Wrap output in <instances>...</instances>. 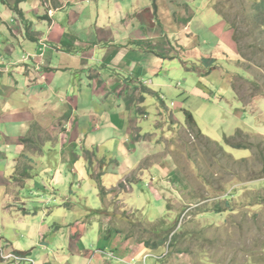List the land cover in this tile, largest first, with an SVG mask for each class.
<instances>
[{
    "label": "rangeland",
    "instance_id": "obj_1",
    "mask_svg": "<svg viewBox=\"0 0 264 264\" xmlns=\"http://www.w3.org/2000/svg\"><path fill=\"white\" fill-rule=\"evenodd\" d=\"M202 1L191 2L194 11L197 12ZM6 2L16 4L17 0ZM255 2L226 0L222 5L233 24L238 25L239 33L246 35V47L258 45L264 50V37L255 41L259 30L252 31L256 24L250 17V8ZM197 14L202 15L200 11ZM185 38L181 40L184 49L181 47L180 56L174 63H167L162 95L151 88L154 94L148 95L142 105L148 117H140L142 126L152 133L144 135V139L150 143L148 148L160 154L142 163V171L147 170L142 182L129 187L127 181L137 180L143 173L141 169L124 179L127 193L120 201L114 193L103 203L99 189L90 186L89 175L85 182L70 178V163L62 162L59 146L52 154L45 147V156L39 159L38 167L34 162L31 167H25L29 163L18 161L23 165L24 175L18 176L17 181L8 178L4 182L0 178V217L11 219L12 225L17 223L19 232L29 240L24 244L14 237V246L24 249L31 241L37 244L35 233L41 232L42 224L47 226L46 240L50 247L34 245L37 246L32 257L34 264H193L192 257L201 264L205 256L209 257L205 264H211L209 261L264 264V53L255 56L247 52V61L251 60L253 66L244 63L235 54L227 30L223 35L220 32L219 43L209 34L201 37L197 46ZM202 57H212L215 64H207ZM233 78L240 81L235 83ZM146 83L151 85V81ZM234 85L247 98L249 107L237 100ZM161 96L163 101L159 100ZM164 105L173 114L163 111ZM162 111L163 118L159 115ZM186 111L193 115L203 137L195 138L196 132L188 129ZM232 142H239L245 148H236ZM25 143L23 147L28 148ZM89 158L95 162L93 172L97 181L102 161L93 155ZM2 164L0 161V170ZM58 165L62 170L57 169ZM66 176L68 180L64 179ZM184 177L193 183L191 192ZM17 182L23 189L21 201L15 202L9 200V191L19 186ZM114 201L117 211L124 207L129 212H139L152 224L164 218H168V225L178 221L177 231L181 227L185 233L180 247L188 254L169 259L168 245L156 251L148 250L137 243L138 234L126 240L124 235L112 232L108 238L107 221L88 223L89 211L114 208L111 205ZM226 202L234 211H226ZM214 205H222L226 212H215ZM20 207L27 209V217L24 209L18 210ZM69 239L75 242L72 247H68ZM75 247L88 251L90 257L76 255ZM248 253L251 258L247 257Z\"/></svg>",
    "mask_w": 264,
    "mask_h": 264
},
{
    "label": "crops",
    "instance_id": "obj_2",
    "mask_svg": "<svg viewBox=\"0 0 264 264\" xmlns=\"http://www.w3.org/2000/svg\"><path fill=\"white\" fill-rule=\"evenodd\" d=\"M186 1L17 0L9 4L0 0L2 181H17L24 175L20 161L29 163L25 167L33 162L38 167L39 159L45 156L43 149L52 154L59 146L62 162L70 163V178L85 182L89 175L90 186L99 189L93 172L95 162L88 159L90 153L102 161L99 173L107 190L116 189L140 169L143 173L132 181L142 182L147 173L142 171V163L160 154L148 148L150 143L144 139L152 133L142 126L140 117L148 118L142 105L154 94L151 88L162 95L167 63H174L182 53V37L187 36L185 39L197 46L201 37L209 34L219 43L220 32L223 35L227 30V38L239 56L231 27L216 11L214 2L203 0L197 10L202 15L198 16L190 5L197 0ZM15 5L21 13L13 10ZM213 19L217 21L211 22ZM141 81H151V85H141ZM145 89L147 93H143ZM142 95L144 103L139 102ZM135 133L140 136L138 141L134 140ZM171 161L176 166L173 158ZM57 169L62 170V166ZM187 181L191 192L193 183ZM16 185L9 191V200L15 202L22 199V185ZM22 209L27 217V209L18 208ZM11 223V219L0 217V253L25 256L34 264V245L50 247L47 226L42 224L41 232L35 233L37 244L31 241L23 249L12 241L17 237L26 244L28 236L19 232L17 223ZM68 241V247L75 243ZM74 250L85 259L90 257L88 251Z\"/></svg>",
    "mask_w": 264,
    "mask_h": 264
},
{
    "label": "trees",
    "instance_id": "obj_3",
    "mask_svg": "<svg viewBox=\"0 0 264 264\" xmlns=\"http://www.w3.org/2000/svg\"><path fill=\"white\" fill-rule=\"evenodd\" d=\"M6 2V0H4ZM226 0H216L214 1V8L216 11L224 18V20L230 25L231 30L233 32V41L236 44L239 56L243 60L244 63H248L253 66V62L247 61V52H250L252 55H258L259 53H264V50L261 49L262 46H253L250 45L246 47L244 42L247 40L246 35L242 36L241 33H239V28L237 27L238 25L233 24V22L230 20V15L229 12H225L223 8V2ZM8 3V2H6ZM13 10L21 13V11L18 9V6H14ZM250 17H252L253 22L256 24V28L252 29L253 30H259V37H256L254 40L257 41L259 38L264 37V0H256V2L251 6L250 8ZM238 30V31H237ZM251 34H253L251 32ZM242 36V37H241ZM31 37V35H29ZM247 42V41H246ZM250 55V56H252ZM207 64H215V59H204ZM257 67H261L260 64H257ZM235 79V83L240 81L238 78H233ZM233 91L235 92L237 100L244 105V107H249L250 105L248 104V100L246 97H244L241 93V91L238 90L237 85L232 86ZM148 90L145 89L143 93H147ZM145 101V96L142 95L139 99L140 103H144ZM186 117H187V127L190 129V132H196V134H193L195 138H200L203 137L202 133L200 130L197 129L196 122L194 120L193 115L186 111ZM189 132V133H190ZM190 133V134H191ZM192 135V136H193ZM140 139V136L135 133L134 134V140L138 141ZM27 142V141H25ZM211 145H214L218 147L216 144L212 143L209 141ZM241 143L239 142H232V145H236V148H245V145L241 146ZM220 149L222 147L219 146ZM223 151V149H222ZM225 153V152H224ZM88 159L90 160V153H87ZM183 173V172H182ZM184 174V173H183ZM103 175L100 173L99 176H97V183L99 186V192H100V197H102V200L105 201L107 197L111 194H117V200L120 201L121 197L127 193V185L124 183H121L118 188L115 190L108 191L103 185L101 178ZM133 182L135 181H128V185L130 186ZM199 203H197L198 205ZM114 208L111 207H103L102 210H91L89 211V214L87 216V221L88 223H92L97 220L101 221H107L108 223V231H107V237L109 238L112 232H115L120 235H124L127 240H131L132 238H136V234H138V239L137 243L145 245V247L148 250H158L162 247H165L166 245L169 246L170 252L168 253L167 257L169 259L172 258H177L179 256H184L187 255L188 252L180 247V244L185 241V233L181 227L178 228V231L176 229L177 222L174 224L168 225L166 223V220L168 218H164L159 220L156 224L150 223L143 215L139 212H129L126 208L120 207L119 211H117V202L114 201L111 203ZM225 209L226 211H234L230 207V203L226 202ZM217 206V209H213L217 213H222L226 212L224 211L220 206L222 205H214V207ZM224 206V205H223ZM170 210V208L168 209ZM172 211V210H170ZM115 217H119V219L115 220ZM114 218V219H113ZM125 224V226H123ZM151 224V225H149ZM127 226V227H126ZM248 253L247 257L251 258V255ZM189 256H191L189 254ZM193 259V264L196 263V259L192 257ZM202 263L205 264L204 260H209L208 256L202 257L201 258ZM211 264H214V262L209 261Z\"/></svg>",
    "mask_w": 264,
    "mask_h": 264
},
{
    "label": "built area",
    "instance_id": "obj_4",
    "mask_svg": "<svg viewBox=\"0 0 264 264\" xmlns=\"http://www.w3.org/2000/svg\"><path fill=\"white\" fill-rule=\"evenodd\" d=\"M141 85H147L148 83H146V81H141L140 82ZM164 99V97L162 98ZM0 259L4 260V261H8V260H13L18 262V263H21L23 261H26V262H33L30 258L28 257H25V256H20V255H4L3 253H0ZM113 257V255H111Z\"/></svg>",
    "mask_w": 264,
    "mask_h": 264
}]
</instances>
